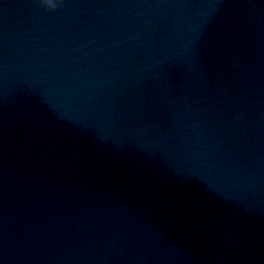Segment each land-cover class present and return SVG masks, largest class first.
<instances>
[{
    "label": "water",
    "instance_id": "95a60500",
    "mask_svg": "<svg viewBox=\"0 0 264 264\" xmlns=\"http://www.w3.org/2000/svg\"><path fill=\"white\" fill-rule=\"evenodd\" d=\"M0 264H264V0H0Z\"/></svg>",
    "mask_w": 264,
    "mask_h": 264
},
{
    "label": "clouds",
    "instance_id": "9594fccd",
    "mask_svg": "<svg viewBox=\"0 0 264 264\" xmlns=\"http://www.w3.org/2000/svg\"><path fill=\"white\" fill-rule=\"evenodd\" d=\"M40 3L43 4L44 3V0H40Z\"/></svg>",
    "mask_w": 264,
    "mask_h": 264
}]
</instances>
